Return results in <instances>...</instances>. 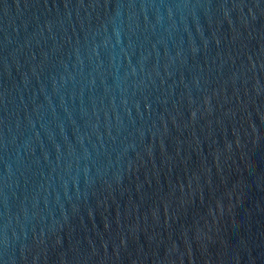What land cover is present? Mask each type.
<instances>
[{
	"label": "water",
	"instance_id": "95a60500",
	"mask_svg": "<svg viewBox=\"0 0 264 264\" xmlns=\"http://www.w3.org/2000/svg\"><path fill=\"white\" fill-rule=\"evenodd\" d=\"M0 264H264V0H0Z\"/></svg>",
	"mask_w": 264,
	"mask_h": 264
}]
</instances>
